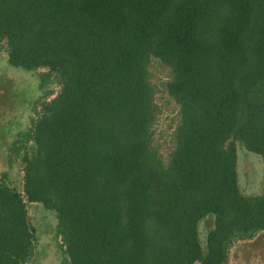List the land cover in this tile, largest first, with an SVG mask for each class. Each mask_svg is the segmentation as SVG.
<instances>
[{"label":"trees","instance_id":"obj_1","mask_svg":"<svg viewBox=\"0 0 264 264\" xmlns=\"http://www.w3.org/2000/svg\"><path fill=\"white\" fill-rule=\"evenodd\" d=\"M0 52L41 91L0 167V264L35 260L30 204L61 264H264L240 259L264 233V0H0Z\"/></svg>","mask_w":264,"mask_h":264},{"label":"rangeland","instance_id":"obj_2","mask_svg":"<svg viewBox=\"0 0 264 264\" xmlns=\"http://www.w3.org/2000/svg\"><path fill=\"white\" fill-rule=\"evenodd\" d=\"M40 95L39 81L35 74L10 66L0 52V167L3 168V156L15 134L28 126L33 103ZM236 169L241 190L246 195L258 194L262 189L263 177L261 157L238 147ZM9 175L13 179L17 178L14 172ZM28 216L37 231L35 260L31 264H61L54 236V215L40 205L30 204ZM212 225V216L200 223L202 239ZM235 257L238 264L237 254ZM257 258L264 260V233L246 242L240 255V259L247 263L257 261Z\"/></svg>","mask_w":264,"mask_h":264}]
</instances>
